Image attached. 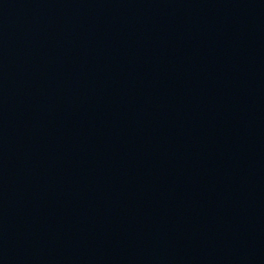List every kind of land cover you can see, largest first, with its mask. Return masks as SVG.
<instances>
[{"label":"water","instance_id":"95a60500","mask_svg":"<svg viewBox=\"0 0 264 264\" xmlns=\"http://www.w3.org/2000/svg\"><path fill=\"white\" fill-rule=\"evenodd\" d=\"M0 264H264V0H0Z\"/></svg>","mask_w":264,"mask_h":264}]
</instances>
